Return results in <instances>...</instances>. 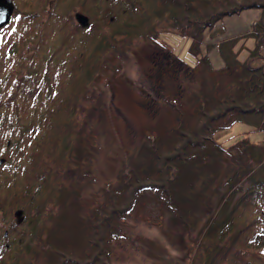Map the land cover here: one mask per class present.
<instances>
[{"label":"trees","instance_id":"obj_1","mask_svg":"<svg viewBox=\"0 0 264 264\" xmlns=\"http://www.w3.org/2000/svg\"><path fill=\"white\" fill-rule=\"evenodd\" d=\"M13 1L2 29L15 31L0 46V214L13 220L8 236L16 240L0 246V264H112L125 219L149 192L164 200L176 264H264V143L215 138L237 122L264 132V0ZM77 6L91 16L88 28L74 21ZM251 8L263 14L247 57L239 58L234 37L218 46L222 66L199 58L191 67L199 87L185 100L168 99L145 162L104 186L88 215L82 196L104 132L110 65L128 58L136 38L163 40L174 30L158 26L170 21L202 55L207 29ZM167 51L162 58L179 61ZM200 177L210 184L197 188ZM224 182L228 189L215 199ZM18 209L23 222H14Z\"/></svg>","mask_w":264,"mask_h":264},{"label":"rangeland","instance_id":"obj_2","mask_svg":"<svg viewBox=\"0 0 264 264\" xmlns=\"http://www.w3.org/2000/svg\"><path fill=\"white\" fill-rule=\"evenodd\" d=\"M54 5L52 2L46 8L45 18ZM107 6L103 3L101 10L105 11ZM77 12L87 14L92 22L85 7L77 6L71 11L76 23ZM262 14V8H251L240 14L224 17L213 29L205 31L202 55L194 54L191 48L192 39L180 36L170 21L165 28L158 26L160 31L174 30L164 34L161 37L163 40L148 36L136 38L126 48L129 50L128 58L115 60L114 64L110 65V70L106 73L107 76L110 75V79L107 81L105 97L104 132L101 133V137L95 139L98 151L96 149L89 160L92 181L82 196L83 210L88 215L102 200L104 186L119 184L124 175L131 173V168L145 162L147 154L149 155V151H146L147 144H150L149 138L153 136L154 129L162 128L161 125L167 115L168 99L185 100L199 87L197 70L191 67L199 66V58L205 54L209 55L215 67L222 66L224 62L218 46L223 40L234 37H238L235 50H238L240 59H245L255 45V38L251 32L253 24ZM14 31L8 26L3 31V36ZM168 49L173 51L179 61H176L175 57L167 59L165 54L163 58L161 57L160 54L168 52ZM240 136L252 142L264 143V132L252 131L244 122H237L231 128L218 132L215 138L229 145ZM224 158L228 159L229 156L225 155ZM208 177H213L212 173ZM220 179L221 177L216 178L217 184ZM203 180L204 178L200 177L196 181L197 188L210 184L209 181ZM211 186L212 190H215L216 184ZM228 187V182H224L222 187L216 190L215 199ZM137 201V206L123 223L124 237L114 241L111 263L176 264L179 254L170 243L172 232L168 226V214L164 211V200L160 199L159 194L149 192L146 196L139 197ZM18 210L13 212L14 222H19L16 215ZM24 215L22 214L21 222L24 221L26 213ZM12 222L11 217L0 214V246L3 242L8 246L14 245L16 240L14 236L5 237Z\"/></svg>","mask_w":264,"mask_h":264},{"label":"water","instance_id":"obj_3","mask_svg":"<svg viewBox=\"0 0 264 264\" xmlns=\"http://www.w3.org/2000/svg\"><path fill=\"white\" fill-rule=\"evenodd\" d=\"M14 11H15V4L13 0H0V12L6 13V15L2 19V22H0V29H2L3 27H5L7 24L10 23L12 16L14 14ZM75 18L78 24H80L83 28H88L91 24L90 17L83 12H77L75 14ZM4 162H5V159L1 158L0 165L3 164ZM22 214H23V211L21 209H19L16 212V215L19 218V222L22 221ZM5 236H8L7 231L5 233Z\"/></svg>","mask_w":264,"mask_h":264},{"label":"snow or ice","instance_id":"obj_4","mask_svg":"<svg viewBox=\"0 0 264 264\" xmlns=\"http://www.w3.org/2000/svg\"><path fill=\"white\" fill-rule=\"evenodd\" d=\"M6 15L4 12H0V22H2L3 17ZM5 43L4 37H3V29H0V46H3Z\"/></svg>","mask_w":264,"mask_h":264}]
</instances>
